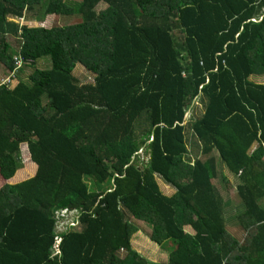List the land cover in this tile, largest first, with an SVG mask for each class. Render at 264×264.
<instances>
[{"label":"trees","instance_id":"1","mask_svg":"<svg viewBox=\"0 0 264 264\" xmlns=\"http://www.w3.org/2000/svg\"><path fill=\"white\" fill-rule=\"evenodd\" d=\"M35 12L80 21L17 22ZM0 68V174L24 142L37 164L0 187V264H158L132 245L138 221L176 241L162 264H264V0H0ZM67 208L78 226L58 231Z\"/></svg>","mask_w":264,"mask_h":264},{"label":"rangeland","instance_id":"2","mask_svg":"<svg viewBox=\"0 0 264 264\" xmlns=\"http://www.w3.org/2000/svg\"><path fill=\"white\" fill-rule=\"evenodd\" d=\"M81 0H66V4L70 5V6H76L80 4ZM106 5H101L99 7V10L101 9H105ZM34 16H36V12L35 15L34 14H30L29 18L30 19H26V20H19L17 22H19L22 25H27L29 27H56V26H65L68 24H74V23H78L80 21V19L74 18V17H58V16H49L45 21H37L36 19H33ZM28 18V17H27ZM13 41V40H12ZM15 42V43H14ZM13 42V47L14 48H18V44L16 43V41ZM44 66V67H43ZM36 67L39 68H49L50 67V59L49 58H45V61H42L40 63H38L36 65ZM3 69L0 68V78H6L8 77V75H5L4 72L2 71ZM30 71V69L26 70V74H28ZM74 75L76 76V78L81 79L82 83H90L93 82V78L94 76L89 75L88 71L81 67V66H77L76 69L74 70ZM252 81H263L264 80V76H252L251 77ZM264 83V81H263ZM17 84V80L14 81L10 86H14ZM27 143H22L21 144V149H22V158L24 159L23 164H25V167L22 169H18L16 171V173L14 174V176L10 179L11 183H17L20 182L22 180L28 179L30 177H32L36 171H37V164L34 163L33 161H31L30 159V155H29V150L27 147ZM190 150L192 152L194 156V154L198 151L197 146L195 145H190ZM148 150L147 148H142L140 149L138 152H135L133 154V156L131 157V159H138L140 160L141 165L142 164H147L145 163L148 159ZM220 170H222L221 172L226 173V176L228 178L227 182H224L222 179V176L219 175L217 178H215L213 180L214 185L217 187V190L223 195L224 199L229 202V204L225 207L227 216H230L234 213H236L238 211V207H239V198H238V194H237V190H236V179L234 177V175H232V173H230L228 171V169L222 164L220 163L219 165ZM1 178V177H0ZM158 178V183L162 189V191L167 194V195H171L172 193L175 192V189L172 186H169L167 183H165L162 178L157 177ZM91 181H89L90 183ZM88 183V184H89ZM91 184V183H90ZM2 185L1 179H0V186ZM75 216V211L72 212V217ZM178 217H180V214L175 218L178 219ZM74 219L68 218H62L59 222L58 231H68L69 230V225L70 226H74L75 222L73 223ZM139 225H140V229L134 233L133 237H132V245L133 247L139 252L141 253L143 256L147 257L149 260L156 262L158 264H162L164 262H167L168 259V255L169 252L176 246V241H174L173 239H167L162 245H158L155 242H153L150 239V233H151V228L149 227V225L145 222L142 221H138ZM178 224L180 225V227L184 228L185 230H187L188 232L192 233L194 232L192 230V228L189 225H183L180 222V218L178 219ZM227 226H228V230L230 231V233L234 236H240V231L239 228L237 227L236 223L233 222V219H230L227 222ZM57 243V242H56ZM61 254V251L60 253Z\"/></svg>","mask_w":264,"mask_h":264},{"label":"clouds","instance_id":"3","mask_svg":"<svg viewBox=\"0 0 264 264\" xmlns=\"http://www.w3.org/2000/svg\"><path fill=\"white\" fill-rule=\"evenodd\" d=\"M74 210L73 209H69V208H67V212H63V213H61V217L62 218H65V219H68V218H71V219H74V216L72 217V212H73ZM75 222V225L74 226H70L69 225V227H73L74 229H76L77 228V226H78V224H77V222L75 221V220H73V223ZM60 241V240H59ZM59 241H58V243H59ZM53 251L55 252V253H58V255H59V251H58V249H57V246H53Z\"/></svg>","mask_w":264,"mask_h":264},{"label":"crops","instance_id":"4","mask_svg":"<svg viewBox=\"0 0 264 264\" xmlns=\"http://www.w3.org/2000/svg\"><path fill=\"white\" fill-rule=\"evenodd\" d=\"M256 83H259V81H258V82L256 81ZM21 167L24 168V167H25V164H23V166H21ZM22 168H19V169H22ZM0 177H1L0 179H1L2 185H3V183H5V182H10V179L12 178V177H11L10 179L6 180V179H4V178L2 177L1 174H0ZM10 183H11V182H10ZM2 185H1V186H2ZM1 186H0V187H1ZM192 230H193V229H192ZM192 233H194V232H192Z\"/></svg>","mask_w":264,"mask_h":264},{"label":"built area","instance_id":"5","mask_svg":"<svg viewBox=\"0 0 264 264\" xmlns=\"http://www.w3.org/2000/svg\"><path fill=\"white\" fill-rule=\"evenodd\" d=\"M63 212H67V209H64V210L62 211V213H63Z\"/></svg>","mask_w":264,"mask_h":264}]
</instances>
